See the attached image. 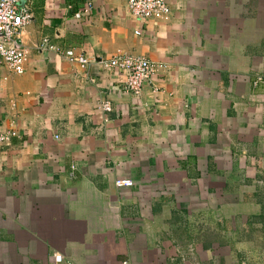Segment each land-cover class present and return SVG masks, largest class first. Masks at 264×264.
Here are the masks:
<instances>
[{"label": "crops", "instance_id": "obj_1", "mask_svg": "<svg viewBox=\"0 0 264 264\" xmlns=\"http://www.w3.org/2000/svg\"><path fill=\"white\" fill-rule=\"evenodd\" d=\"M166 2L140 22L126 0H24L25 74L0 66L18 133L0 147V264H215L214 237L264 216V0ZM119 52L164 66L139 97L99 64Z\"/></svg>", "mask_w": 264, "mask_h": 264}, {"label": "built area", "instance_id": "obj_2", "mask_svg": "<svg viewBox=\"0 0 264 264\" xmlns=\"http://www.w3.org/2000/svg\"><path fill=\"white\" fill-rule=\"evenodd\" d=\"M23 2L24 0H0V66H6L19 76L25 74L30 57V50L22 45V37L25 36L27 26L34 18ZM126 2L132 17L140 22H159L171 14L166 0H126ZM90 11L91 4L75 16L80 19L84 15H89ZM38 49L64 57L69 63L78 65L83 70H87L91 64L85 53H78L74 49H63L47 42L40 44ZM99 64L105 70H116L126 74L124 91L138 97L143 94L145 85L164 68L163 65L152 63L147 58L121 52L109 60H101ZM262 83L264 77H257L255 85ZM99 109L110 112L111 105L109 102H103L100 103ZM15 137H18L17 131L3 129L0 120V147L8 145ZM115 185L118 189L132 188L134 182L130 179H118ZM63 261L61 255L55 256L56 264H61Z\"/></svg>", "mask_w": 264, "mask_h": 264}, {"label": "rangeland", "instance_id": "obj_3", "mask_svg": "<svg viewBox=\"0 0 264 264\" xmlns=\"http://www.w3.org/2000/svg\"><path fill=\"white\" fill-rule=\"evenodd\" d=\"M263 176L264 174L261 177ZM236 177L240 180L242 179V175H236ZM214 196L218 198L220 193L214 192ZM233 203L234 201L231 200L230 214H241L242 216L248 214L247 211L244 210L243 212L241 207ZM237 225L238 223L236 227ZM244 225L247 227H241V232H235L231 227L228 228L227 226L226 228L228 230L225 231V236L222 239L221 237H214L213 259L215 264H222L220 263L221 260L224 264H264V225L261 223L254 226H248V224ZM221 242H223V244H221ZM228 256L229 261L225 262V258Z\"/></svg>", "mask_w": 264, "mask_h": 264}, {"label": "trees", "instance_id": "obj_4", "mask_svg": "<svg viewBox=\"0 0 264 264\" xmlns=\"http://www.w3.org/2000/svg\"><path fill=\"white\" fill-rule=\"evenodd\" d=\"M263 224L264 225V216L261 215L259 217H254L253 219H251L249 222H248V225L249 226H254V225H257V224Z\"/></svg>", "mask_w": 264, "mask_h": 264}, {"label": "water", "instance_id": "obj_5", "mask_svg": "<svg viewBox=\"0 0 264 264\" xmlns=\"http://www.w3.org/2000/svg\"><path fill=\"white\" fill-rule=\"evenodd\" d=\"M24 3V2H23Z\"/></svg>", "mask_w": 264, "mask_h": 264}]
</instances>
